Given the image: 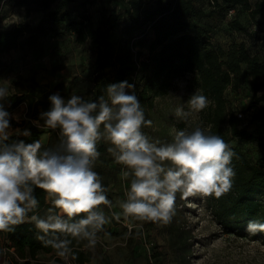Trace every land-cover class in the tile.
Instances as JSON below:
<instances>
[{
	"label": "trees",
	"instance_id": "1",
	"mask_svg": "<svg viewBox=\"0 0 264 264\" xmlns=\"http://www.w3.org/2000/svg\"><path fill=\"white\" fill-rule=\"evenodd\" d=\"M7 1L10 0H0V15ZM77 1L20 0L21 5L26 8L33 5L43 16L35 27L21 22L8 29L0 28V56H10L25 45L34 47L41 37L69 36L75 46L83 48L89 44L94 52L90 67L84 58L80 61L87 72L91 70V88L84 91L80 83L71 82L74 89L85 92L82 96L85 100L106 97V85L127 81L135 85L143 108H152L153 101L166 95L177 79L191 74L192 85L210 100L206 132L221 136L235 153L231 162L235 172L231 190L220 198L206 197V209L226 233L248 231L249 221L264 223V94H261L264 56L250 53L244 42L232 41L228 48H223L211 40L215 21L227 20L233 33L247 34L242 19L246 15L255 21L264 12V0L254 3L251 0H107L97 23L83 3L79 4L77 13L73 12L72 5ZM257 34L264 47V28H258ZM246 78L251 92L247 110L251 121L260 128V135L243 127L242 112L231 107L234 100H240ZM35 91V95L9 96L3 102L5 109L11 113L25 102L34 112L39 107L47 111L51 105L42 100V88L36 86ZM240 113L242 118L238 116ZM28 129L30 137L13 139L31 143L49 132L44 126L31 125ZM233 139L257 142L263 152L257 160H252L232 144ZM98 150L101 157L110 155L103 144L98 145ZM97 171L101 176L102 170ZM102 182L108 189L107 180L102 178ZM35 196L38 211L43 215L50 206L46 194L37 189ZM108 198L112 201L109 189ZM162 226L172 245L182 247L180 253L185 260L188 253L185 234L172 222ZM1 233L8 243L0 247V264H37L39 255L55 253L37 240L40 233L32 223ZM104 233L105 230L98 235ZM253 234L264 243V231ZM73 248L77 259H69L70 264H90L92 256L83 248V242L77 245L73 241ZM7 255L9 262L5 260ZM54 260L56 264L66 263L58 257Z\"/></svg>",
	"mask_w": 264,
	"mask_h": 264
},
{
	"label": "clouds",
	"instance_id": "2",
	"mask_svg": "<svg viewBox=\"0 0 264 264\" xmlns=\"http://www.w3.org/2000/svg\"><path fill=\"white\" fill-rule=\"evenodd\" d=\"M19 20V17H16ZM8 87L0 86V232H13L24 223L39 231L36 238L65 261L77 259L73 241L95 252L98 234L105 225L121 217L140 223L168 225L176 215L177 193L220 198L231 190L235 156L224 139L199 125L192 130L172 129L170 142L152 138L142 129L152 127L145 118L135 85L127 81L106 85L105 95L85 100L73 94L66 99L58 92L49 95L50 108L39 114L43 126L57 131V142L45 146L40 140L26 143L29 129H13L18 116L3 104ZM208 98L194 92L175 115L188 118L209 106ZM15 134V135H14ZM122 166L121 179L127 182L120 212L111 209L108 189L95 165L101 153L98 145ZM42 190L50 205L41 215L35 191ZM133 225H129L131 234ZM247 230L264 231V223L249 221ZM105 235H109L105 233ZM49 264H56L55 260Z\"/></svg>",
	"mask_w": 264,
	"mask_h": 264
},
{
	"label": "rangeland",
	"instance_id": "3",
	"mask_svg": "<svg viewBox=\"0 0 264 264\" xmlns=\"http://www.w3.org/2000/svg\"><path fill=\"white\" fill-rule=\"evenodd\" d=\"M106 1L78 0L72 5V10L77 13L79 4H85L97 23ZM255 1L251 0L252 3ZM19 2L20 0L6 2L4 11L0 15V28L8 29L21 22L35 27L39 23L43 13L35 9L33 5L26 8ZM16 17L20 19L17 20ZM242 23L247 28V34L233 33L227 26V20L213 22L214 32L211 37L213 44L228 48L232 41L244 42L250 53L264 56V47L257 34L258 28H264V12L255 21L245 15ZM149 39H146L147 43ZM23 42H26L25 39ZM145 53H147L146 48H144ZM82 58L86 60L88 67L92 65L94 52L89 44L80 48L71 42L69 36L41 37L34 47L25 45L23 49L12 52L10 56H0V72L2 73L0 86L8 87L9 96L13 94L35 95V87L39 86L43 90L42 100H47V102H49V95L57 92L65 99L73 94L83 96L85 92H79L71 85L72 81L74 84L80 83L84 86V91L92 86L91 70L87 72L81 66ZM191 79V74L177 79L166 95L153 101L152 108H143L145 118L153 122L152 127L142 129L147 135L154 139L158 138L162 142H170L173 128L190 131L199 125L207 131L208 107L188 118L175 115V109L178 106H183L185 111H189L187 100L194 92L202 94L197 86L192 85ZM261 94H264V89ZM250 97L251 92L246 78L240 100H234L231 107L242 112L243 127L260 135V128L251 121L250 112L247 110ZM26 107L28 108L27 113H25ZM42 111L46 110L39 107L38 111L34 112V109H30L27 103H22L11 112L19 117L18 122L11 121L12 128L23 130L31 125L43 126V121L39 119ZM13 122L16 124L14 125ZM48 130L50 140H53L55 144L57 131ZM46 138L48 135L44 140ZM100 144L110 146L104 142ZM232 144L244 151L252 160H257L263 152V147L257 142L250 143L241 139H233ZM98 169L102 170L101 178L107 180L108 189L112 193L113 207L111 209L104 207L106 215L111 216L113 211H121L118 202L125 198L127 182L121 179L122 166L114 162L111 154L103 157L100 155L94 170ZM205 200L206 197L200 195L185 198L181 193H177L176 215L172 223L186 236L188 253L185 260H182L183 255L180 253L182 247L178 249L172 245L166 228L162 224L144 223L142 234L137 236L135 225L140 222L131 218L125 220L121 217L119 221L112 220L110 224L105 225V232L109 235L105 233L98 235L99 241L95 252L90 251L92 256L90 264H264V243L250 231L224 232L206 209ZM129 225H133L131 234H129ZM7 243L4 234L0 232V247H6ZM146 243L149 244V250ZM9 257L7 255L5 259L8 262L11 260ZM38 258L37 264H49V261L57 256L55 253L41 254ZM65 264L70 263L67 260Z\"/></svg>",
	"mask_w": 264,
	"mask_h": 264
},
{
	"label": "crops",
	"instance_id": "4",
	"mask_svg": "<svg viewBox=\"0 0 264 264\" xmlns=\"http://www.w3.org/2000/svg\"><path fill=\"white\" fill-rule=\"evenodd\" d=\"M47 135H48V138H46L45 140H44V138L45 137H47ZM50 134L49 133H46V134H44L42 137H41V141L46 145V144H49V143H53L54 144V142H53V140H50ZM52 141V142H51Z\"/></svg>",
	"mask_w": 264,
	"mask_h": 264
},
{
	"label": "built area",
	"instance_id": "5",
	"mask_svg": "<svg viewBox=\"0 0 264 264\" xmlns=\"http://www.w3.org/2000/svg\"><path fill=\"white\" fill-rule=\"evenodd\" d=\"M0 81H1V76H0ZM23 103L26 104L25 102H23ZM27 112H28V108L26 107V112L25 113H27ZM238 116H239V118H242V114L241 113ZM146 247L149 250V244L146 243Z\"/></svg>",
	"mask_w": 264,
	"mask_h": 264
}]
</instances>
